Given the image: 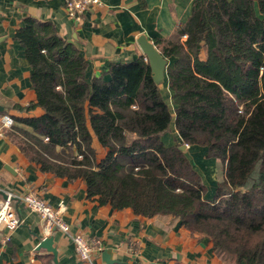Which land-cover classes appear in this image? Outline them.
<instances>
[{"label":"trees","instance_id":"obj_1","mask_svg":"<svg viewBox=\"0 0 264 264\" xmlns=\"http://www.w3.org/2000/svg\"><path fill=\"white\" fill-rule=\"evenodd\" d=\"M14 37L36 92L17 106L43 113L3 129L29 160L84 180L101 205L180 220L211 241L222 262L264 264V0H194L174 35L156 39L174 58L166 83L175 117L145 55L111 63L109 79H88V60L54 23L27 16ZM173 119L182 143L225 161L228 184L213 199L181 143L163 142Z\"/></svg>","mask_w":264,"mask_h":264},{"label":"crops","instance_id":"obj_2","mask_svg":"<svg viewBox=\"0 0 264 264\" xmlns=\"http://www.w3.org/2000/svg\"><path fill=\"white\" fill-rule=\"evenodd\" d=\"M101 1L77 22L67 14L65 0H0V104L5 107L0 113V189L13 195L22 220L9 243L2 244L0 232V264H55L53 253L37 249L40 237L50 234L54 235L59 264H90L78 257L70 235L58 229L46 233L43 218L22 200L29 192L38 193L54 206L64 204L65 220L72 232L101 238L105 249H111L113 257L120 261L113 264H222L212 242L193 235L180 220L172 221L169 216L145 217L131 208L101 205L88 196L84 180L43 172L4 133L2 115L15 118L43 113L40 107L28 112L17 106L24 107L36 100L31 85L33 68L25 47L14 37L27 16L54 23L63 38L78 46L89 62L88 79H109L111 63H128L144 55L137 42L141 34L154 42L157 38L172 37L179 23L190 17L194 0H146L144 7L139 0ZM167 58L170 65L174 58ZM162 92L175 117L173 92L167 83ZM162 140L166 145L183 144L175 119ZM93 145L102 158L105 149L96 136ZM185 151L207 186L206 198L213 199L218 185L228 184L225 161L208 157L206 146L187 144ZM3 199L0 194V200ZM132 246L135 251L130 249ZM93 264L110 263L101 254Z\"/></svg>","mask_w":264,"mask_h":264},{"label":"built area","instance_id":"obj_3","mask_svg":"<svg viewBox=\"0 0 264 264\" xmlns=\"http://www.w3.org/2000/svg\"><path fill=\"white\" fill-rule=\"evenodd\" d=\"M101 0H65V9L71 19L80 22L85 14L94 6L101 5ZM15 119L9 114L1 118L2 128L11 127ZM23 202L33 212L37 213L45 221L46 233L50 234L54 228L70 235L75 244L78 257L90 264L105 250L101 238H88L82 233L72 232L70 224L65 220V206L60 204L54 206L36 192H29L23 196ZM22 223L18 215L17 207L14 205V197L10 193L6 199L0 200V232L2 244L12 240L14 231ZM136 248V247H135ZM133 246L130 248L135 251Z\"/></svg>","mask_w":264,"mask_h":264},{"label":"water","instance_id":"obj_4","mask_svg":"<svg viewBox=\"0 0 264 264\" xmlns=\"http://www.w3.org/2000/svg\"><path fill=\"white\" fill-rule=\"evenodd\" d=\"M137 42L149 63L154 82L160 87H163L166 83L167 69L169 67L168 58L157 47L156 43L146 34H141L138 37ZM4 111L5 107L0 104V113H3ZM186 146L187 144L183 143L180 145V148L185 150ZM0 194L4 197V199H6L10 193L0 189ZM56 229L57 228H54L52 232L56 231ZM37 249H45L48 252L53 253L55 264H59L57 259V248L54 245V235L50 234L40 237V242L37 245ZM102 257L106 263L113 264L120 262L117 258L113 257L111 249H105L102 252Z\"/></svg>","mask_w":264,"mask_h":264},{"label":"rangeland","instance_id":"obj_5","mask_svg":"<svg viewBox=\"0 0 264 264\" xmlns=\"http://www.w3.org/2000/svg\"><path fill=\"white\" fill-rule=\"evenodd\" d=\"M171 63V61H170ZM3 116V115H2ZM222 264H236L232 258H229V259H225Z\"/></svg>","mask_w":264,"mask_h":264}]
</instances>
